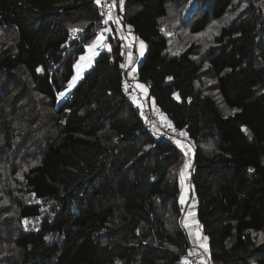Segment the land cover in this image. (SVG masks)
<instances>
[{"label":"trees","instance_id":"trees-1","mask_svg":"<svg viewBox=\"0 0 264 264\" xmlns=\"http://www.w3.org/2000/svg\"><path fill=\"white\" fill-rule=\"evenodd\" d=\"M115 13L147 48L135 79L196 146L209 264H264V0H125ZM104 19L94 0H0V264H179L192 248L184 152L123 91L117 25L58 101Z\"/></svg>","mask_w":264,"mask_h":264},{"label":"snow or ice","instance_id":"snow-or-ice-1","mask_svg":"<svg viewBox=\"0 0 264 264\" xmlns=\"http://www.w3.org/2000/svg\"><path fill=\"white\" fill-rule=\"evenodd\" d=\"M95 4L97 5H101L102 4V0H94ZM123 2L124 0H120V6H121V10H122V6H123ZM103 7H105L107 9L105 15H106V19H104L103 23L105 25H107L109 23V21H112L115 25H117V29L118 30H122L123 29V25L121 24V17L118 15H115V9L117 7V3L116 0H111V3H109V0H103ZM70 31L73 34H79L80 32L83 31V29L79 28V27H72L70 29ZM128 31L129 33L131 32V26H128ZM163 31V29H162ZM211 31V30H210ZM112 29L111 28H103L100 30L99 34L96 36V39L89 45H87L86 47L88 48V52L89 54L87 56L82 55L79 58V61L75 64V68H76V74L73 75L71 77V79L68 82L67 85V90L65 92H60L59 96L60 97H65L67 95V91H70L73 87L76 86V83L81 80L83 78V72L85 71V67H83L80 63V61H87V66L88 68H90L92 66V62H93V58L95 56H97L99 53L98 51H96V49L98 47H104L107 48L109 51H111V47L110 45H108L106 43L107 41V36L105 35V33H111ZM216 35H218V33H215ZM168 35H171V33H168ZM201 36L204 35H208V34H200ZM209 38H211V36L209 35ZM120 40H127L128 37L127 36H123L121 35L119 37ZM133 40H137L138 38L136 37H132ZM207 46V45H205ZM146 45L144 44V42L142 40L139 41V55L143 56L144 55V49H145ZM128 51H127V63L125 64H121L120 67L121 68H128L132 63H133V54L131 51L132 48V44L131 42H129V44L127 45ZM123 55V53H121ZM173 54H177V53H173ZM208 65H205V68H207ZM40 69H38L39 71ZM135 72V68L131 69L130 75L131 73ZM133 79H135V77L133 76ZM171 79V78H169ZM129 87L128 82H125V90H127ZM137 88L143 90L144 92L147 91V89L145 88V86L143 84H137L136 85ZM178 98V97H177ZM133 99L135 100L136 97L133 96ZM137 103H139L137 101ZM142 107V105L140 106ZM233 114L237 111L236 109H233ZM157 115L161 116L162 120L164 121V124L166 127L172 128V131H176V129L172 126L171 121H169L167 119V117L163 116L162 113L159 112V110H156ZM143 114V113H141ZM153 127H155V125H153ZM158 131V130H157ZM245 131H247L245 129ZM181 136H187V133L184 131L180 132ZM177 145H179L181 148H186L189 152L191 151V147L189 145H185L182 144L179 140L176 141ZM151 147V146H149ZM189 167V163L185 162V164L183 165L182 170L180 171V182L183 185L184 182V175H185V171L187 170V168ZM249 171H251V169H249ZM21 179H23V177L21 176ZM34 195V194H33ZM180 203L183 204L184 200L183 198H181ZM189 215H194V213H189ZM183 224L184 227L188 228L190 230V234L193 237V240L195 243L198 244L199 248L203 250V253H191L192 255H199L200 256V264H207V261L204 259L205 254H209V249H208V244H207V240L208 237L207 236H203L200 228L201 226L199 225L198 221H193L192 224H188L184 221L181 222ZM24 224L25 227H27L28 225V220L25 219L24 220ZM193 225H195V229L193 230ZM46 239H48L46 237ZM184 264H190V261L188 260L187 257L184 258Z\"/></svg>","mask_w":264,"mask_h":264},{"label":"rangeland","instance_id":"rangeland-1","mask_svg":"<svg viewBox=\"0 0 264 264\" xmlns=\"http://www.w3.org/2000/svg\"><path fill=\"white\" fill-rule=\"evenodd\" d=\"M116 3H117L116 9L117 8H121V6H120V0L118 2L116 1ZM124 4H125V0L123 2V5ZM195 9H196V2L192 1L187 6V8L184 10V16L187 17ZM125 28L127 29L126 36L128 37L127 40H122L125 49H126V44L129 43V42H131L132 46H136L134 52L132 53L133 54V63L128 67V75H129L130 78H133V76L135 77V74L137 72L138 67L140 66V64L143 62V60L145 58L146 47L144 49V55L143 56H140L139 55V41L142 40V39L137 34H135L134 31H132V27H131V32L130 33L128 31V25L125 26ZM168 33H172V32L169 31ZM132 37L138 38L137 39L138 41L137 40H133ZM170 37H171V43H172V45H174L175 47L179 48L180 50H184V51L187 50V48H188V41L186 39L182 38V35H176L175 36V35H172L171 34ZM100 48L101 47H98L96 49V51H98ZM88 54H89L88 48L86 47V52L83 55L87 56ZM97 58H98V55L93 58L92 66L90 68L86 67L87 66V61L86 60L85 61H80L81 65L83 67H85V71L83 72V78L85 77L86 73H88V71H90L92 69V67L94 66ZM78 61H79V59H78ZM132 68H135V74L134 73H131V75H130V72H131V69ZM75 74H76V68H75ZM82 79L79 80L76 83V86L75 87H73L70 91H67V95L65 97H60L59 94H58V101H59V103H62L63 101L69 99L72 96L74 90L79 85V83L82 81ZM137 84H143V83H141L140 81H137ZM143 85L147 89L146 85L145 84H143ZM66 90H67V88L64 91H62V92H65ZM149 95H150V93H149V90L147 89V91L144 92V96L147 98ZM132 101L135 102V103H137L138 100H132ZM151 101H152L153 104L155 103L154 99H152V98H151ZM137 104L140 105V103H137ZM232 110L233 109H228L227 110V113L233 112ZM167 119L170 121V119L168 117H167ZM178 136H181V135L178 134ZM181 137H183L184 140L185 139L187 140L186 137L185 138H184V136H181ZM182 144L189 145L191 147V151L190 152L186 148H181L180 147L182 149V151L184 152V156H185L184 157L185 158L184 159V164H185V162H188L189 163V167L185 171L183 185L181 184L182 185L181 198H183V200H184V203L181 204L182 205V208H183V220H184V222H186L188 224H191L193 221H195L194 219H192V216H196V219H197V207H198V204H197L198 201L196 199V194L193 191V184H192V175L194 174V169H195V166H194V162H195L194 155H195V148H196V146L190 140H187V141L183 142ZM182 168H183V166H182ZM182 168H181V170H182ZM181 198H180V200H181ZM190 212L191 213H194V215H189ZM197 221H198V219H197ZM198 223H199V221H198ZM199 225H200V223H199ZM186 230H187V228H186ZM200 231H201V233H202L203 236H206L205 233L203 232V229L202 228H200ZM207 244H208V240H207ZM191 251H195L197 253H202L203 252L202 250H201L202 251L201 252L200 250L195 249L194 246H192L190 252ZM204 259L206 261L207 260L209 261V255L208 254H205Z\"/></svg>","mask_w":264,"mask_h":264},{"label":"built area","instance_id":"built-area-1","mask_svg":"<svg viewBox=\"0 0 264 264\" xmlns=\"http://www.w3.org/2000/svg\"><path fill=\"white\" fill-rule=\"evenodd\" d=\"M109 3H111V0H109ZM100 6L103 8L104 13H106L107 9L105 7H103V0H102V4ZM115 15H116V13H115ZM105 19H106V15H105ZM103 28H111V21H109V23L107 25H104L103 27H101L97 31L98 34H99L100 30ZM105 35L107 36L106 43L108 44V40H109L111 33H105ZM105 49H107V48L101 47L98 50V53L102 52ZM124 64H125V62H124ZM125 82H128V85H129L127 90H125ZM136 85H137V80L130 78L127 71H126V73L122 79V88H123V91L128 95V97L131 100H134L133 96H135L136 97L135 100H138V102L140 103V105H138L137 103L132 101L134 103V105L139 109L140 113H143V114H141V116L145 122V126H144L145 129L149 130L156 137L161 138V139H165V140L173 142V143H175L176 139H178V138L183 139V137L178 136V134H180V132L183 130L176 128L173 125V123H172V126L176 129V131H172V128L166 127L161 116L157 115L156 110L158 109L159 112L163 114V116L168 117L166 115V113H164V111L158 105H156V103H154V104L152 103L151 96H148L146 98L144 96L143 90L137 88ZM141 105H142V107H140ZM153 125H155V127H153ZM185 137L186 136H184V138ZM193 252H195V251H191L187 255L182 257L179 264H184V258L185 257L188 258V260L190 261V264H200L199 255H192L191 253H193ZM195 253H197V252H195Z\"/></svg>","mask_w":264,"mask_h":264},{"label":"crops","instance_id":"crops-1","mask_svg":"<svg viewBox=\"0 0 264 264\" xmlns=\"http://www.w3.org/2000/svg\"><path fill=\"white\" fill-rule=\"evenodd\" d=\"M117 2H118V0H117ZM113 22L111 21V24H112ZM117 31H118V34H119V36H121V35H123V36H126V32H127V29L126 28H124L123 27V29L122 30H118L117 29ZM138 41V40H137ZM129 43H127L126 44V49H125V51H126V55H125V63H127V51H128V48H127V45H128ZM124 46V45H123ZM135 47L136 46H132V48H131V51H132V53L134 52V50H135ZM125 48V47H124ZM146 52H147V48H146ZM146 52H145V55H146ZM141 65V64H140ZM126 70H127V73H128V68H126ZM134 74H135V72H134ZM147 87V86H146ZM147 89H148V87H147ZM149 90V89H148ZM150 96V95H149ZM177 140H179L181 143H183V142H185V141H187L186 139L184 140V139H181V138H178V139H176V141ZM176 141H175V143H176ZM177 144V143H176ZM179 146V145H178ZM193 211V210H192ZM192 219H194L195 221H197V219H196V216H192ZM192 224V223H191ZM195 229V225H193V230ZM187 233H188V237H189V240H190V243H191V245L192 246H194V248L195 249H198V250H202V249H200L199 248V246H198V244L197 243H195L194 242V240H193V237H192V235L190 234V230L187 228ZM208 249H209V247H208ZM203 251V250H202ZM201 251V252H202ZM203 253V252H202ZM205 257V256H204ZM207 264H209V261L207 260Z\"/></svg>","mask_w":264,"mask_h":264}]
</instances>
